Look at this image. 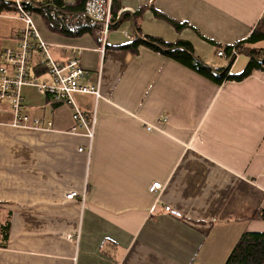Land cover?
Returning <instances> with one entry per match:
<instances>
[{
    "label": "crops",
    "instance_id": "1",
    "mask_svg": "<svg viewBox=\"0 0 264 264\" xmlns=\"http://www.w3.org/2000/svg\"><path fill=\"white\" fill-rule=\"evenodd\" d=\"M49 2L74 13L84 0ZM114 5L130 20L104 44L92 30L71 36L33 16L54 60L81 49L89 75L80 84H98L99 97L74 95L82 113L94 116L91 143L67 133L68 105L30 88L21 91L24 113L51 129L0 125V226L9 224L0 264H224L242 233L264 232V66L228 80L249 58L237 50L230 65L216 56L247 39L264 0ZM20 26L0 17V65ZM135 34L186 43L213 78L146 45L129 47L135 40L126 35ZM242 45L264 52V41ZM30 72L47 80L38 56ZM0 118H11L5 102ZM89 143V153L78 151ZM154 182L162 188L150 193Z\"/></svg>",
    "mask_w": 264,
    "mask_h": 264
},
{
    "label": "built area",
    "instance_id": "2",
    "mask_svg": "<svg viewBox=\"0 0 264 264\" xmlns=\"http://www.w3.org/2000/svg\"><path fill=\"white\" fill-rule=\"evenodd\" d=\"M43 1L44 4H42ZM113 1L84 0L80 11L69 13L64 10L63 5H54L49 0H0V7L4 9L0 13V17L9 16L18 20L21 25L13 35L16 47L5 49L1 55L0 102H5L8 105L11 118L7 124L3 123L0 118V125L39 131L51 129L49 122L44 123L38 118L31 119L24 113L21 91L23 88H30L36 93L50 96L58 104L68 105L72 110V126L67 133L73 136H84L91 143L94 116L89 117L82 113L74 101V95H92L98 98L99 85L84 86L80 84L81 80L89 75V72L81 66V49H72V55L66 61L59 62L53 59L50 47L41 38L33 16L35 13L44 15L56 30L71 36L78 35L84 30H92L104 44L109 32L116 28L115 24L119 18V15H116L115 21L113 20ZM126 38L134 41L138 37L135 34L133 36L126 35ZM36 56L41 60L47 80L41 81L30 72V64ZM216 56L232 60L237 56V50L232 48L231 56L228 57L220 50ZM90 143L86 148H78V151L85 150L89 153ZM161 188L160 183L154 182L148 191L155 193ZM75 196L76 193L71 192L65 195V198L70 200ZM164 211L178 216L170 207H165Z\"/></svg>",
    "mask_w": 264,
    "mask_h": 264
},
{
    "label": "trees",
    "instance_id": "3",
    "mask_svg": "<svg viewBox=\"0 0 264 264\" xmlns=\"http://www.w3.org/2000/svg\"><path fill=\"white\" fill-rule=\"evenodd\" d=\"M115 0L112 4V16L115 21L118 8L114 5ZM4 9L0 7V13ZM136 15L131 16V22L135 25ZM130 20V15L121 14L118 18V21L115 24V27L119 26L122 22ZM91 31V30H87ZM139 38V37H138ZM135 40L129 47H132L134 44L146 45L149 48H152L155 51L160 52L161 54L172 58L188 67H192L198 73L205 75L212 79L210 70L194 60L190 46L184 42H178L176 44H166L159 39L147 38L143 40ZM264 41V12L255 24L250 35L243 42L237 43L235 47L236 50H239L241 53H246L249 58L248 64L245 70L237 76L227 77L228 80L241 81L247 76L250 75L254 68H260L264 66V52L259 49H247L244 48V45H253L258 42ZM224 53L228 56H231V48H225ZM233 60V59H232ZM230 60V65L232 63ZM221 75L218 78L219 82H222L225 78V72L221 70ZM9 230V224L6 223L0 226V238L3 239L2 245L7 241V234ZM224 264H264V232H244L240 235L236 244L234 245L232 251L227 257Z\"/></svg>",
    "mask_w": 264,
    "mask_h": 264
}]
</instances>
